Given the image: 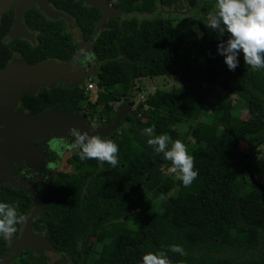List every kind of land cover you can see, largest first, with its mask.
Instances as JSON below:
<instances>
[{
	"label": "trees",
	"instance_id": "1",
	"mask_svg": "<svg viewBox=\"0 0 264 264\" xmlns=\"http://www.w3.org/2000/svg\"><path fill=\"white\" fill-rule=\"evenodd\" d=\"M80 2L65 0L61 8L91 41L98 62L88 76L97 86L95 100H89L85 82L66 81L34 94L24 91L19 109L81 112L105 127L119 106H129L108 134H97L118 145V164L81 161L74 149L66 158L72 171L38 173L34 188L42 213L32 228L65 255L66 263H50L28 249L9 264H141L144 254L157 251L166 252L170 264H264V200L247 173L249 168L264 182V70H253L241 56L236 70L229 71L217 54L221 37L204 24L216 0H124L117 7L123 12L100 24L101 11ZM174 5L186 13L163 9ZM186 19L188 29L176 26ZM58 23L63 22L36 23L42 42L24 51L32 63L75 55L78 44ZM161 75L184 85L177 91L157 89L147 97L157 101L154 106L144 108L142 100L132 109L134 80ZM203 84L234 95L248 118L238 116L230 97L211 105ZM118 101L123 104L115 108ZM98 104L103 109L96 110ZM180 124L185 127L175 135L167 132ZM146 127L185 144L198 171L191 185L165 175L163 166L172 163L147 145ZM0 202L17 206L23 215L14 233L19 232L32 206L29 194L0 182ZM171 245H180L185 255L169 251ZM7 249V239L0 238V251Z\"/></svg>",
	"mask_w": 264,
	"mask_h": 264
},
{
	"label": "water",
	"instance_id": "2",
	"mask_svg": "<svg viewBox=\"0 0 264 264\" xmlns=\"http://www.w3.org/2000/svg\"><path fill=\"white\" fill-rule=\"evenodd\" d=\"M84 2L101 11L99 24L108 17L123 12V9L109 7L103 0H84ZM86 46L87 41L81 43L75 55L68 61L49 59L37 64H29L17 59L0 69V182H8L14 188L26 190L32 200V206L20 236L12 242L8 253L0 255V264L11 261L20 249L29 247L33 248L36 253L44 252L50 263L66 262L65 255L56 251L41 232L33 230V218L42 213V199L34 192L33 183L15 179L10 171L11 163L25 160L39 172L42 170L44 158L48 156V153L41 150L33 140L41 142L51 137H66L76 129L92 136L108 134L117 124L122 112L131 110L127 105L119 106L113 120L105 127L93 125L81 112L61 113L53 108H47L37 114L15 111L23 91L34 94L40 87H51L58 80L69 81L71 85L84 86V79L94 74L95 69L84 71L74 61ZM132 112L135 114L134 111Z\"/></svg>",
	"mask_w": 264,
	"mask_h": 264
},
{
	"label": "clouds",
	"instance_id": "3",
	"mask_svg": "<svg viewBox=\"0 0 264 264\" xmlns=\"http://www.w3.org/2000/svg\"><path fill=\"white\" fill-rule=\"evenodd\" d=\"M204 24L221 37L217 54L223 57L229 71L236 70L241 56L253 70H264V0H216L215 10ZM142 134L147 136L148 146L171 161V171L179 174L182 184L191 185L198 171L194 170L193 157L188 154L185 144L179 139L172 140L168 134L156 135L154 127L144 128ZM74 137L72 147L79 149L81 161L96 159L113 167L118 164L119 147L112 140L79 131H74ZM23 219L17 206L0 202V238H10ZM169 251L185 255L180 245H171ZM141 264H170V261L166 252L157 251L144 254Z\"/></svg>",
	"mask_w": 264,
	"mask_h": 264
},
{
	"label": "flooded vegetation",
	"instance_id": "4",
	"mask_svg": "<svg viewBox=\"0 0 264 264\" xmlns=\"http://www.w3.org/2000/svg\"><path fill=\"white\" fill-rule=\"evenodd\" d=\"M64 1L65 0H0V69L5 68L9 64V62L17 59L23 60L29 64H37L45 60L54 59L46 58L41 61L32 63L30 58L27 57L26 54H24V51H26V49L34 48L40 45L42 42L39 37V29L35 26L40 19H43L46 22L57 20L63 22L58 23L61 26L62 31H68L73 37L74 41L78 44V46L81 43H84V41H90L87 39H83L80 28L74 18L69 16L65 12V10L61 8V5L62 3H64ZM76 1H81L80 4L82 3L94 7L93 5L85 3L84 0ZM103 1L109 7H120L119 4L123 3V1L120 0ZM56 83L60 86L67 84L65 80H58ZM20 100L17 102L15 111L19 113H32L27 108H22L21 110L19 109ZM33 142L36 145H39V148L41 150L46 151L48 153V156L44 158L42 170L39 172H37V170L30 164H28V162L25 160H17L12 162L10 165V171L17 181L24 180L25 177L22 178L21 176H23V174L25 173H34L35 175H38V173L50 172L51 170H54V168H51V165H56L57 163L56 152L54 151V149L49 148L54 147V145H52L53 141L47 140L39 142L33 140ZM54 152L55 156L52 157V153ZM23 225L24 223L22 224L19 232L13 233L12 236L7 239L8 249L3 252L0 251V255L9 252L12 242H14L16 238L20 236ZM28 249H30L34 254L39 255L40 253H42L45 255L44 252L36 253L33 248L29 247L20 249L13 259L18 257L20 252ZM11 261L4 264H9ZM63 263L66 262L63 261Z\"/></svg>",
	"mask_w": 264,
	"mask_h": 264
},
{
	"label": "rangeland",
	"instance_id": "5",
	"mask_svg": "<svg viewBox=\"0 0 264 264\" xmlns=\"http://www.w3.org/2000/svg\"><path fill=\"white\" fill-rule=\"evenodd\" d=\"M117 1V0H116ZM123 1L124 0H120ZM113 7V6H111ZM118 7V6H117ZM163 9L166 12H172V13H176V11H180L185 12L186 10H179L178 7L176 5L172 6V7H163ZM132 14H125L124 16H131ZM147 15H152V14H145L144 16ZM136 16H143L141 14H136ZM189 21L183 20V21H178L176 22V26L177 27H182L185 29L189 28ZM95 34V33H94ZM93 34V36H94ZM74 63L81 68L84 71L90 70V69H94L97 66V59L95 58L94 54L92 53L91 50V41L87 42V46L85 48H83L82 53L77 57V59H75ZM85 80V79H84ZM183 82L179 81V80H174L168 76H153V77H141L138 79H135L133 82V87H132V94H133V105L131 106L132 109H135L137 106V103L139 101L145 100L144 103V108H149L151 106H154L157 101H151V100H147V97L149 95H151L155 90L157 89H166V90H174L177 91L179 90L182 86H183ZM88 94H89V100L90 101H94L96 98V91L95 89H91V90H87ZM114 93H116V91H113ZM203 92H205L206 94V98L209 101V103L211 105H213L216 100L220 97H230L231 102L234 105V109L236 111V113L238 114V116L242 119H247L248 118V112L242 108L240 102L237 100V98L234 95L229 94L228 92L224 91L221 87H219L216 84H209V85H205L203 84ZM122 101H118V102H113L112 105L116 108L118 105H122ZM103 109L102 104H98L96 106V110H101ZM99 122L96 123H92L93 125L98 126ZM197 125L199 124V122L196 123ZM221 126V124H219ZM185 127L184 125L180 124L177 125L175 128H167V132L171 135H175V133L177 132V129ZM74 131H79L82 134H85L82 130H72L71 132V136L70 134L67 135L66 137H51L49 138L48 141H53L52 145H54L55 147H49L50 149H54V151L56 152V165L53 164L51 165V168H54L55 170H59V171H72V166L69 165L66 162V158L67 156L70 154V152L72 150H74V148L72 147V144L74 143ZM239 146L242 149H245V146L239 142ZM172 165H167V166H163V170L165 175L173 178V180H175V182L179 183L180 179H179V174L178 173H173L171 171ZM247 173L249 175L250 180L257 186L260 187L261 192H262V198L264 200V182H260L257 180V175L253 174L249 168H247ZM22 178H24V180H27L28 182L33 183L34 185H37L40 181L39 179H41L38 175H35L34 173H25L23 174V176H21Z\"/></svg>",
	"mask_w": 264,
	"mask_h": 264
},
{
	"label": "built area",
	"instance_id": "6",
	"mask_svg": "<svg viewBox=\"0 0 264 264\" xmlns=\"http://www.w3.org/2000/svg\"><path fill=\"white\" fill-rule=\"evenodd\" d=\"M85 90H91V89H95L97 90V86L94 83V81L90 78V77H86L85 80Z\"/></svg>",
	"mask_w": 264,
	"mask_h": 264
}]
</instances>
